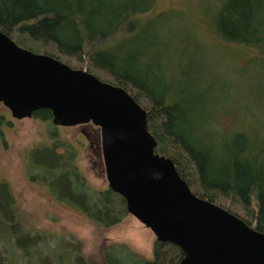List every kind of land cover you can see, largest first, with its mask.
I'll list each match as a JSON object with an SVG mask.
<instances>
[{"label":"trees","instance_id":"16d2710c","mask_svg":"<svg viewBox=\"0 0 264 264\" xmlns=\"http://www.w3.org/2000/svg\"><path fill=\"white\" fill-rule=\"evenodd\" d=\"M208 1L212 11L208 19L217 38L254 48L258 56L264 57V0ZM153 3L154 0H0V32L36 54L30 44L49 48L44 55L70 68L64 59H76L98 79L95 72L105 73L109 80L100 81L123 88L145 110L148 131L157 144L155 154L173 162L191 192L264 234V139L250 138L240 131L231 137L216 132L209 107L201 111L190 106L196 98L187 90L183 106L165 85V75L160 72L153 76L148 59L155 38H146L142 28L150 29L163 14L141 18L152 11ZM140 30L142 41L135 39ZM32 117L51 121L48 110L36 111ZM57 147L70 148L54 145L31 152L37 172L52 179L50 187L57 198L104 228L120 223L128 215L125 201L108 187L86 190L74 170V155L68 151L58 154ZM0 191V226L8 228L3 241L12 243L25 257L40 255L35 248L42 237L20 230L5 185L0 184ZM115 253L112 247L106 249L104 261L180 264L182 258L177 247L157 241L151 261L124 260L114 257ZM55 260L62 264L58 255ZM0 264H4L1 253ZM74 264L85 262L77 256Z\"/></svg>","mask_w":264,"mask_h":264},{"label":"rangeland","instance_id":"374dc122","mask_svg":"<svg viewBox=\"0 0 264 264\" xmlns=\"http://www.w3.org/2000/svg\"><path fill=\"white\" fill-rule=\"evenodd\" d=\"M209 6L208 0H154L152 11L141 17L143 20L163 14L150 29L142 28L146 38H155L148 65L153 76L160 72L165 75V85L183 106L187 90L196 98L190 106L201 111L209 107L216 132L231 137L240 131L263 140L264 57L258 56L254 48L217 38L209 21ZM142 35L140 30L135 39L142 41ZM30 47L37 54L49 50L36 44ZM64 61L72 69L87 72L86 65L76 59ZM95 73L109 80L105 73ZM54 145L70 146L55 149L58 154L68 151L74 155V170L86 190L107 188L97 127L91 123L56 127L36 117L16 120L0 104V184L5 185L12 200L20 230L42 237L35 248L40 255L25 257L12 243L3 241L8 228L1 225L4 264H56V255L62 264H74L77 256L85 264H107L103 253L110 247L116 258L151 261L155 236L134 217L128 214L120 223L104 228L57 198L50 187L52 179L38 173L31 162L32 151Z\"/></svg>","mask_w":264,"mask_h":264},{"label":"water","instance_id":"95a60500","mask_svg":"<svg viewBox=\"0 0 264 264\" xmlns=\"http://www.w3.org/2000/svg\"><path fill=\"white\" fill-rule=\"evenodd\" d=\"M0 104L16 120L48 110L56 127H97L107 187L155 241L180 250V264H264V234L191 192L173 162L155 154L146 112L123 88L0 32Z\"/></svg>","mask_w":264,"mask_h":264}]
</instances>
